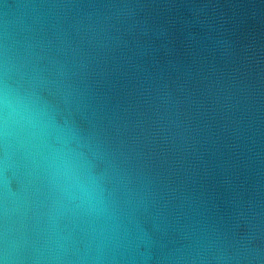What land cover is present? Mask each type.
<instances>
[{
  "label": "water",
  "instance_id": "obj_1",
  "mask_svg": "<svg viewBox=\"0 0 264 264\" xmlns=\"http://www.w3.org/2000/svg\"><path fill=\"white\" fill-rule=\"evenodd\" d=\"M0 264H264V0H0Z\"/></svg>",
  "mask_w": 264,
  "mask_h": 264
}]
</instances>
